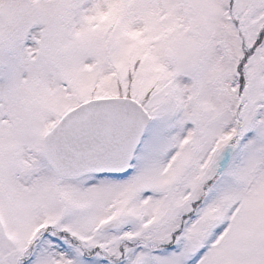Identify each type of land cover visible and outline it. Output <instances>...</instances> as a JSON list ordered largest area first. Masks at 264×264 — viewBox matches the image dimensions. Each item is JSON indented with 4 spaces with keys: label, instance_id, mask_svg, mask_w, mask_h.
I'll use <instances>...</instances> for the list:
<instances>
[{
    "label": "snow or ice",
    "instance_id": "snow-or-ice-1",
    "mask_svg": "<svg viewBox=\"0 0 264 264\" xmlns=\"http://www.w3.org/2000/svg\"><path fill=\"white\" fill-rule=\"evenodd\" d=\"M0 264H264V0H0Z\"/></svg>",
    "mask_w": 264,
    "mask_h": 264
}]
</instances>
